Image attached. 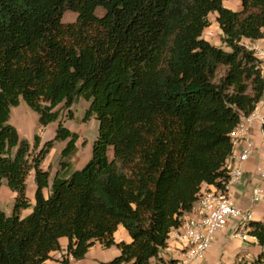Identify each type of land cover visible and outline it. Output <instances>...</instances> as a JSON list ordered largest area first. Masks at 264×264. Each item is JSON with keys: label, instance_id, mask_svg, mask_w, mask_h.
Here are the masks:
<instances>
[{"label": "trees", "instance_id": "16d2710c", "mask_svg": "<svg viewBox=\"0 0 264 264\" xmlns=\"http://www.w3.org/2000/svg\"><path fill=\"white\" fill-rule=\"evenodd\" d=\"M225 1L0 0V186L16 193L13 214L0 205V264H42L62 237L64 264L96 242L120 249L103 264L177 262L161 254L171 231L204 183L225 189L232 133L264 96L262 59L243 43L264 38V0H239L236 10ZM66 10L75 22H63ZM214 12L230 50L203 36ZM22 98L41 126L60 117V104L90 102L85 119L99 129L83 168L62 161L51 181L46 154L68 139L69 158L80 136L61 122L34 156L10 123ZM33 169L35 202L22 217ZM120 225L130 242L116 241ZM251 226L263 251L245 264H264V222Z\"/></svg>", "mask_w": 264, "mask_h": 264}, {"label": "rangeland", "instance_id": "374dc122", "mask_svg": "<svg viewBox=\"0 0 264 264\" xmlns=\"http://www.w3.org/2000/svg\"><path fill=\"white\" fill-rule=\"evenodd\" d=\"M224 4L231 9H240L239 0H226ZM105 10L99 8L97 14L103 15ZM77 19V13L72 10H66L63 16V22L72 23ZM210 25L204 30L203 36L208 39L212 44L223 47L226 50H230L229 47L222 41L223 32L217 21V13H211L209 15ZM243 40V43L248 47H255L256 54L262 59L263 73H264V38L255 41ZM252 43V44H251ZM90 106V102L84 98H79L71 107H66L64 104H60L56 109L60 111V117L49 123L46 126H41L39 123V115L34 111L29 104L22 98L18 105L12 106L10 123L16 127L20 136L27 139L30 142L32 153L36 156L39 151L45 146V142L55 138L59 123H63L69 129L77 132L80 136L77 141V151L69 158L63 157V150L67 146V140H60L46 154L41 166L44 170H49L51 173L50 179L56 174L57 170H61L62 161H70L72 169H81L91 159L93 154L94 141L98 134L99 122L93 116L89 119H85L86 111ZM258 111H264V96L257 108ZM261 122L260 119H257ZM36 134L40 135V143L36 149ZM109 155L113 157V150L109 151ZM36 190L35 182V170L33 169L27 180V193L34 199ZM15 192L8 186L7 181L3 180L0 186V205L1 208L11 215L14 212L15 206ZM33 206L23 209L21 214L27 215L31 212Z\"/></svg>", "mask_w": 264, "mask_h": 264}, {"label": "crops", "instance_id": "0c3cea01", "mask_svg": "<svg viewBox=\"0 0 264 264\" xmlns=\"http://www.w3.org/2000/svg\"><path fill=\"white\" fill-rule=\"evenodd\" d=\"M247 40L251 42L250 39ZM252 43H255V41ZM258 112V115L264 117V111L260 110ZM262 123L263 122H259L256 118L249 132L245 136L233 135L234 151L227 160V166L230 167L237 161V155L244 147L246 138H251L255 144V152L253 156L243 164L244 176L240 181L231 185L230 194L236 204L244 208H252L255 220L264 222V203L254 204L251 199L254 187L261 183L264 185V182L260 180L257 173L258 167L262 165L264 161V130L262 128ZM213 187L214 186L212 185L204 183L202 185V191ZM45 193L48 195L49 189H46ZM30 199L33 206L35 200L31 197ZM198 207L199 203L196 201L193 209L184 215V221L194 215L195 209ZM27 215L22 214V217ZM181 230L182 227L180 226L171 231L168 246L161 253L166 260L180 258L185 244L178 239V233ZM234 232V222H231L225 228L221 229L216 235L212 248L199 264H245L246 261H251L257 258L263 251V247L258 244L257 239L254 236L249 235L247 240H243L242 238L235 236ZM115 239L118 242L122 240L130 242L131 236L128 230L123 225H120L115 232ZM68 241L67 237H62L60 239L62 249L53 251L51 253L52 258L46 260L42 264H64L63 259L67 256ZM119 254L120 249L116 245L105 247L102 243L96 242L89 249L85 258L75 260L70 257L69 264H103V262L112 260Z\"/></svg>", "mask_w": 264, "mask_h": 264}, {"label": "built area", "instance_id": "2783aa9c", "mask_svg": "<svg viewBox=\"0 0 264 264\" xmlns=\"http://www.w3.org/2000/svg\"><path fill=\"white\" fill-rule=\"evenodd\" d=\"M250 47V46H249ZM255 50V47H250ZM255 110L248 117H243L236 127L233 135L245 136L254 120L264 121V117L258 115ZM234 139V138H233ZM255 152V144L251 138L246 142L241 152L237 155V161L229 168L230 177L225 183V189L217 187L201 190L194 215L187 218L181 225L182 230L178 233V239L183 241L181 256L175 264H199L212 248L217 233L234 222V235L247 240L252 228L251 223L255 220L252 208H244L236 204L230 194L232 184L240 181L244 176L243 164L247 162ZM258 176L264 182V161L257 169ZM252 203H264V185L261 183L254 187Z\"/></svg>", "mask_w": 264, "mask_h": 264}]
</instances>
